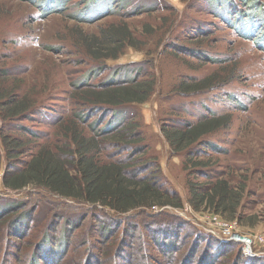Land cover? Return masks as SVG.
Returning <instances> with one entry per match:
<instances>
[{"label":"rangeland","instance_id":"374dc122","mask_svg":"<svg viewBox=\"0 0 264 264\" xmlns=\"http://www.w3.org/2000/svg\"><path fill=\"white\" fill-rule=\"evenodd\" d=\"M34 1L0 0V107L3 99L17 95L28 98L38 112L29 118L10 122L0 117V133L34 143L53 140L60 120L71 116L77 108V91L85 88L86 85H80L86 84L82 81L87 74L91 85H101L108 80L124 81L140 75V80L154 81V93L147 102L125 108L129 119H133L136 138L142 140L143 147L139 152L121 148L108 154L114 155V159L133 161L141 175L146 174L143 167L146 161H153L161 167L165 179L163 186L175 188L182 196L187 185L208 183L210 178L189 176L186 169L189 159L185 153L172 151L164 137L163 127L184 129L186 121L195 122L206 113H225L230 125L216 138L221 152L197 156L209 161L206 171L210 177L220 175L234 184L246 181L248 192L243 215L246 218L253 216L252 221L257 223L250 228L237 221L228 222L209 211L196 212L187 202L185 211L195 225L203 223L218 232L232 233L231 240L210 233L222 242L230 243L219 250L220 255L216 251L218 264L235 261L264 264L253 261L264 259V16L249 18L244 23L246 28L235 26L233 17L236 15L228 13V0H67L65 5L58 0ZM54 1L64 9L45 14L47 9L44 7L55 9ZM246 1L237 0V3L242 7ZM248 3L253 7L252 1H247L245 7ZM255 4V14L263 15L264 0H255ZM246 11L248 15L250 9ZM224 12L228 13L231 23H226L216 14ZM121 29L131 33L130 42L134 45L124 46L123 42L120 45L108 44L109 50L105 51L117 48L122 55L118 60H108L98 74L89 73L100 65L88 56L82 38L87 35L102 39L105 33ZM238 29L252 36L244 37ZM202 80H213L217 85L201 93H182L187 87L184 85L199 84ZM104 114L102 110L95 111L85 120L86 126L90 127L89 124ZM112 118H105V124ZM121 118L123 116L116 119ZM27 128L36 135L25 134ZM35 151L36 148L30 151L24 157L25 161H29ZM2 175L1 172L0 184ZM34 190L18 193L1 185L0 212L16 205L12 199H21ZM24 199V205H28L25 210L31 214V231L26 240H31L32 245L38 243L45 225L58 231L55 241L61 240L64 224H56L59 220L55 219L54 213L68 214L71 208L63 203H54L59 206L54 207L53 202L39 200L37 195ZM36 200H39L38 204ZM14 209L10 208L8 214ZM98 218L92 214L82 222L63 264H73L71 258L81 234L91 243L102 237ZM187 232H182L184 239L181 241L185 246L178 256L189 253L194 245L195 237H186ZM142 234L143 230L138 233L136 241L142 239ZM111 235L103 237V241L110 243V252L116 244L115 236ZM11 237L7 245L6 242L2 244L0 261L3 264H28L24 261L29 246L21 243V239ZM241 239H245L247 244ZM200 246L206 249L204 243ZM152 248L155 256L164 259L157 248ZM97 251L102 252L100 246ZM139 254L138 248L135 249L133 264H139ZM197 254L191 256L190 264L205 263L202 255ZM39 255H42V250Z\"/></svg>","mask_w":264,"mask_h":264},{"label":"trees","instance_id":"16d2710c","mask_svg":"<svg viewBox=\"0 0 264 264\" xmlns=\"http://www.w3.org/2000/svg\"><path fill=\"white\" fill-rule=\"evenodd\" d=\"M58 1L64 5L68 2ZM228 1V13L236 15L233 17L236 19L235 26L240 25V28H244V23L248 22L249 18L253 20L264 16V14H255L257 12L255 0H247L252 1L253 7L251 3L245 7L246 1L242 3L243 8L239 7L237 0ZM239 1L243 2V0ZM53 3L55 9L44 7L47 9L45 14L61 12L64 9L57 2ZM247 8L250 9L248 15ZM228 13L216 14L220 18L223 17L226 23H231ZM251 14L253 16L248 17ZM238 30L244 37L252 36L246 31ZM130 40H132L131 33L123 29L107 32L102 39L85 35L82 42L87 54L100 65L92 68L89 73L98 74L102 70V65L108 60H118L122 55L121 50L117 48L105 51L109 50L108 44L120 45L119 43L123 42L124 46L132 47L134 44ZM139 76L136 74L133 78L124 81L108 80L101 85H91L90 76L87 74L82 81L86 84L80 85V87L86 85L85 88L77 91L79 93L77 108L73 110L71 116L60 120L53 140L37 142L38 146H36L37 143L32 140L0 133V174L3 173L0 186L18 193L22 190L35 189L24 194L21 199H12L16 205L0 212V252L2 244L6 242L7 245V241L13 236L21 239V243L25 246H29L25 263L28 261V264H63L73 245L72 239L76 231L80 229L86 218L94 214L101 221L99 229L102 237L91 243L81 234L76 241L77 249L71 258L73 264H133L135 257L133 254L137 248L140 253L139 264H176L177 260L178 264H190L191 256L196 253L202 255L204 264H218V258H215L216 251L220 255L219 250L225 249L230 243L222 242L181 216L178 211L185 212L184 204L187 202L196 212L209 211L228 222L237 221L240 225L250 228L256 225L257 221H252L253 216L246 218L243 215L248 192L246 181L234 184L220 175L210 177L206 171L209 161L198 159L197 156L201 154L210 156L214 154L213 152H221V145L216 142V138L230 125L229 117L225 113H206L195 122L186 121L184 129L163 127L164 137L172 151L185 153L189 159L187 161L189 167L186 168L189 170V176L210 178L208 183L187 185L186 192H183L182 196L175 188L163 186L165 179L161 167L153 161H146L143 165L146 174L141 175L137 173L133 161L114 159V155L108 154L121 148L130 152H139L143 147L142 140L136 138L133 119H129V112H126L125 108L128 105L147 102L154 93V81H143ZM206 81L186 84L184 86L187 87L182 93L185 95L201 93L217 85L213 80ZM3 101L0 117L4 121L29 118L37 112L35 104L24 96L12 95ZM98 110H102L105 114L87 127L85 120ZM109 116L113 118L105 124L104 120ZM120 116H123V119H116ZM28 133L36 135L32 129L27 128L25 134ZM34 148L36 151L32 153L29 161H25L24 157L30 151L33 152ZM150 167L153 169L150 170ZM32 195H37L39 200L53 202L54 207H59L54 203H63L71 208L68 214L54 213L55 219L59 220L56 224H64L61 240L55 241L58 231L48 229L49 225H45L38 243L32 245L31 240H26L31 231V214L29 211L27 214L25 210L28 205H24L26 201L24 198ZM39 200H36V204ZM13 207L15 209L10 210L13 212L8 214L9 209ZM142 230V239L136 241L138 233ZM183 230L188 231L186 237H195L194 245L189 253L178 256V252L185 246V242L181 241L184 239ZM109 234H113L111 237L116 238L114 240L116 244L111 252L110 243L103 241V237L108 238ZM202 243L206 247L205 250L200 246ZM99 246L101 253L97 251ZM152 247L157 248L160 255L167 259L165 257L159 259L155 256ZM253 261L264 262V259ZM236 262L232 264H241L240 261ZM0 264H3V261H0Z\"/></svg>","mask_w":264,"mask_h":264},{"label":"built area","instance_id":"2783aa9c","mask_svg":"<svg viewBox=\"0 0 264 264\" xmlns=\"http://www.w3.org/2000/svg\"><path fill=\"white\" fill-rule=\"evenodd\" d=\"M178 213L181 215V216H183V217H185V218H187V212L185 211H178ZM188 220H190V221H192L191 219H189V218H187ZM197 226H199L200 228H202V229H204L206 232H209V233H212V234H218V235H220L221 237H223L224 239H227V240H231V239H233V236L231 235L232 233L231 232H218V231H216V230H213L210 226H207V225H205V224H203V223H200V224H198ZM241 242H243V243H245V244H247V241L245 240V239H241Z\"/></svg>","mask_w":264,"mask_h":264}]
</instances>
